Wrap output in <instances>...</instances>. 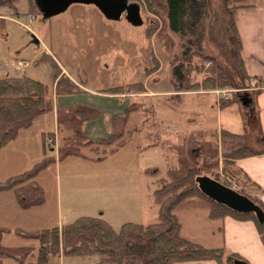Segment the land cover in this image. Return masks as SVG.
Here are the masks:
<instances>
[{
	"label": "rangeland",
	"instance_id": "rangeland-1",
	"mask_svg": "<svg viewBox=\"0 0 264 264\" xmlns=\"http://www.w3.org/2000/svg\"><path fill=\"white\" fill-rule=\"evenodd\" d=\"M158 1L161 7L149 10L142 0L141 26L130 24L125 15L110 19L96 5L74 3L64 13L48 20L38 10L27 15L29 0L19 1L18 15L8 8H0V18H14V22L0 20V79L9 76L33 78L47 86V96L54 105L58 98H68L64 110L73 113L82 109L90 117L83 127L85 134L75 138L82 144L65 148L72 131L58 125L54 114L45 113L2 149L0 182L32 171L47 158L44 168L35 177L45 196L41 205L32 210L23 209L16 195L13 198L0 193V225L11 231L4 236L6 246L35 244L37 255L38 241H28L16 230L37 232L69 225L82 216L100 217L98 206L103 208L104 218L112 222L115 230L128 220L137 223L138 213L144 209L147 215L142 220L144 224L156 222L158 206L154 203L153 191L158 181L166 177V171L178 166L172 149L174 139L167 134L168 118L171 115L174 121L188 125L193 140L200 137L197 131L200 128H216L214 119L208 118L203 123L202 117L193 115L198 103L196 95L180 97L179 94L184 91L211 93L214 96L205 97L210 108L215 100L220 105V90L231 88L179 90L173 66L180 62L186 65L185 58L191 53L195 54L191 63L204 65L196 54L199 53L216 58L224 68L235 73L226 0H187V23L180 33L165 25L167 0ZM262 1L255 0V3ZM155 28L156 33L148 37L146 31ZM43 55L56 60L69 78L85 87L84 91L72 96H57L55 83L50 78L51 65L39 60ZM154 57L160 62L159 69L149 74L148 70L154 68ZM20 62L27 65L21 68ZM188 78L191 81L200 79L196 72ZM140 82L148 93L128 91V85ZM118 87L122 90L114 93L112 89ZM238 91L249 93L253 89ZM186 119L193 121L185 125ZM42 132L57 133L58 143H50L52 137L47 136L44 143ZM155 144L157 149L152 146ZM208 145L211 148L209 156L218 163L217 171L227 178L221 170L223 158L233 149L221 151L214 140ZM250 148L264 151L262 146ZM198 161L199 157L193 155L184 164L194 167L200 163ZM149 169L158 170L159 175L146 174ZM230 182L232 188L238 187L234 180ZM34 197L39 198V194ZM176 214L185 238L210 249L224 247L226 255L222 264H233L229 261L231 251L224 242L223 232L218 229L221 224L207 218L206 209L199 202L186 201ZM118 215L120 218L116 219ZM98 261L97 255H61L51 258L50 264H97ZM31 262L36 261H27ZM4 264L15 262L5 260Z\"/></svg>",
	"mask_w": 264,
	"mask_h": 264
},
{
	"label": "trees",
	"instance_id": "trees-1",
	"mask_svg": "<svg viewBox=\"0 0 264 264\" xmlns=\"http://www.w3.org/2000/svg\"><path fill=\"white\" fill-rule=\"evenodd\" d=\"M20 0H0V8H8L14 15H18V4ZM129 3H135L142 11V0H128ZM149 10L154 6H160L158 0H143ZM30 10L27 15L35 14L36 10L40 13L34 0H29ZM187 0H167L166 22L165 25L175 32L180 33L185 27L184 23L188 16ZM228 15L230 17L231 35L229 40L233 44L235 73L224 68L216 58L205 56L199 53L204 61V65H197L192 62L194 53L186 56V65H174V73L179 79L178 89L184 90H212L216 88H231L236 90H254V94L259 93L260 82L255 77L249 76L245 72V67L241 57V40L235 27L234 12L237 9H248L256 7L255 0H226ZM41 14V13H40ZM147 36L156 33L155 30H147ZM40 61L48 62L51 65L50 78L54 84L55 94L57 96H72L82 93L77 81L69 78L60 68L56 60L49 55H43ZM209 64V66H205ZM160 62L157 57L153 58V70L159 69ZM192 72L200 77L199 80L191 81L188 76ZM178 81V80H177ZM122 88H114L112 91L118 92ZM128 91L146 92L144 83H134L128 85ZM48 88L40 81H36L28 76L6 77L0 79V154L2 149L15 141L22 130L30 128L34 121L41 114L52 112L56 109V119L58 125H64L66 130L72 131L67 138L65 148L71 147V144H82L76 140L78 136H83L84 124L90 117L82 109H76L73 113L64 110V108L54 107L53 102L47 96ZM219 107L228 109L239 103L237 96L229 99H220ZM258 125V124H257ZM225 133V132H224ZM54 133L42 134V140L46 136L53 137ZM226 136L241 137L227 134ZM113 137H117L114 135ZM45 143V142H44ZM89 145L88 142H85ZM46 148V144H44ZM211 152V150H209ZM209 151L204 157V161L194 167L185 164L170 168L166 171L165 178H161L153 191L154 203L158 206V218L156 222L149 225L128 222L118 229L102 217L82 216L69 225L57 226L37 232H26L16 230V233L28 240L38 241L39 250L36 255L35 244H23L20 246H6L3 243L4 236L11 231L0 225V264L5 260H13L15 264H50L51 258L58 256H94L97 255L99 261L97 264H185L200 262H215L222 264L226 255L223 248H206L202 244L194 243L183 236L182 224L179 220L176 210L186 201H197L206 209L207 218L211 220H222L230 217L240 222L250 221L257 229L260 240L264 245V223H259L256 216L252 213H237L224 205L217 204L212 199L203 195L200 191L196 179L200 175H209L219 183H223L229 188L230 180L237 182L238 187L235 190L246 195L255 205H259L264 211V204L260 201L257 193L261 190L260 186L252 181L241 180L235 176L232 170L234 162L244 157H252L264 154L251 149L249 146H242L231 150L224 159L222 167L223 174L227 178L220 176L217 171L218 163L209 156ZM53 159H50L51 161ZM47 162L45 158L35 168L19 176L11 177L0 182V193L13 191L19 200L23 209H31L34 206L41 205L44 202V192L35 182V177L44 168ZM199 162V161H198ZM146 174L159 175L158 170L149 169ZM39 194V198L34 197ZM34 194V195H33ZM35 259V263L27 261ZM240 259L246 261L240 254L231 253L229 261Z\"/></svg>",
	"mask_w": 264,
	"mask_h": 264
},
{
	"label": "crops",
	"instance_id": "crops-1",
	"mask_svg": "<svg viewBox=\"0 0 264 264\" xmlns=\"http://www.w3.org/2000/svg\"><path fill=\"white\" fill-rule=\"evenodd\" d=\"M233 17L242 44L241 57L245 72L247 75L255 77L257 82H260L259 87L261 91L254 94L253 92L257 88H252L253 91H250L252 93L245 92L248 98L252 100L247 106L239 99L238 104L228 109H221L215 99L209 108L207 105L208 101L205 97H207V95H213L211 93L203 94L200 91L181 92L182 94H179L180 97L197 96L196 101L198 103L193 115L202 117L204 120L202 121L203 123L208 118L214 119L216 128L208 130L206 128H200L197 130L199 134H201L200 137H198L197 140H193L190 134V128L187 125L193 120L186 119L184 124L187 126H184L183 123L181 124V122L174 121L173 117L170 115V118H168L166 122L167 134L174 139L172 149L175 151L174 157L178 166L184 164L187 159L190 160L193 155L199 157V162L202 164L205 155L211 150L208 144L212 142V140H214L221 151H228L242 146L252 147L254 145L264 148V0L262 3L257 4L256 7L237 9ZM4 19L14 22V18L11 17L0 18V20ZM3 30L6 31V28L4 27ZM6 37L9 38L8 35H6ZM26 65V62H20L19 64L21 68ZM81 88L84 90L85 87L81 86ZM145 91L148 93L146 87ZM66 100H68V98H58L54 107L64 108V102ZM49 113L54 114L56 119V109ZM224 132L241 137L226 136ZM42 133L50 134L49 132ZM53 133L52 140H50L58 143V135L55 132ZM152 146L154 149L158 148L157 144ZM232 170L237 178L242 180L248 179L260 186L261 190L257 193V196L262 204H264V154L244 157L243 159L237 160L234 162ZM6 193L8 196L15 197V193H12V191L4 192V194ZM153 209L156 210L157 207ZM97 211L101 212H99V215L104 219L105 211L103 208L98 206ZM146 216L145 209L140 211L137 216L140 220L137 223L144 224L145 222L142 220L145 219ZM119 218L118 215L116 219ZM128 222H130V220L125 223ZM217 222L221 224L218 229L223 232L224 242L231 253L240 254L248 264H264V245L252 222H240L230 217L217 220ZM109 223L113 226L112 222ZM202 263L211 264V262ZM188 264L199 263L189 262ZM212 264L216 263L212 262Z\"/></svg>",
	"mask_w": 264,
	"mask_h": 264
},
{
	"label": "water",
	"instance_id": "water-1",
	"mask_svg": "<svg viewBox=\"0 0 264 264\" xmlns=\"http://www.w3.org/2000/svg\"><path fill=\"white\" fill-rule=\"evenodd\" d=\"M40 13L48 19L54 15H59L67 10L72 4L96 5V7L110 19H118L125 15L126 21L134 26H141L139 6L129 3L128 0H34ZM245 106L252 100L246 93L238 94ZM200 191L206 197L212 199L217 204H222L232 211L245 214L252 213L259 223H264V211L259 205H255L246 195L238 193L235 189L229 188L223 183H219L209 175H200L196 179ZM233 264H248V262L235 259Z\"/></svg>",
	"mask_w": 264,
	"mask_h": 264
},
{
	"label": "built area",
	"instance_id": "built-area-1",
	"mask_svg": "<svg viewBox=\"0 0 264 264\" xmlns=\"http://www.w3.org/2000/svg\"><path fill=\"white\" fill-rule=\"evenodd\" d=\"M220 92H222V94L219 95V99H229V98H232V95L234 93H236V94L240 93V91H238L236 89H229L228 91L227 90H222V91L220 90ZM49 142L52 143L51 140H49Z\"/></svg>",
	"mask_w": 264,
	"mask_h": 264
}]
</instances>
